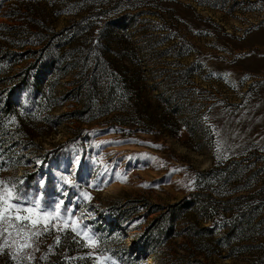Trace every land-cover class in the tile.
<instances>
[{
  "label": "rangeland",
  "instance_id": "1",
  "mask_svg": "<svg viewBox=\"0 0 264 264\" xmlns=\"http://www.w3.org/2000/svg\"><path fill=\"white\" fill-rule=\"evenodd\" d=\"M0 180L97 239L22 264H264V0H0Z\"/></svg>",
  "mask_w": 264,
  "mask_h": 264
},
{
  "label": "snow or ice",
  "instance_id": "2",
  "mask_svg": "<svg viewBox=\"0 0 264 264\" xmlns=\"http://www.w3.org/2000/svg\"><path fill=\"white\" fill-rule=\"evenodd\" d=\"M59 183L71 184L72 181L69 176H61ZM43 184L44 179L41 178L37 187H43ZM82 195L85 199H91L86 192ZM42 200L43 193L32 194L18 189L16 183L0 180V254L11 248V259L15 264H22V260L31 259L25 250L33 248L35 240L50 229L62 231L71 228L76 236L87 238L86 247L96 246L97 239L88 234L89 229H82L76 223L71 209L61 213L62 200L48 205L43 204ZM56 242L59 243V237ZM110 264L115 262L110 261Z\"/></svg>",
  "mask_w": 264,
  "mask_h": 264
},
{
  "label": "trees",
  "instance_id": "3",
  "mask_svg": "<svg viewBox=\"0 0 264 264\" xmlns=\"http://www.w3.org/2000/svg\"><path fill=\"white\" fill-rule=\"evenodd\" d=\"M33 77H34V75H33ZM33 77L30 78V79H26V78L23 79L22 83H20V86H19L20 90H22L23 93H27V96H35V95H37L40 92L39 85H38V80L40 78L36 77V76L34 78ZM22 92H20V94ZM12 104H13L12 101H9V102H7L5 104V108H6L5 116L6 117H12V114H11V111L13 110ZM172 215L175 216V212L174 211H173ZM171 220H174V219L171 217ZM167 231L171 232L172 231V227H169V229ZM139 251H141V250H137L136 253H140ZM146 254H143V252H142L141 256L143 257ZM138 259L142 260V258H138Z\"/></svg>",
  "mask_w": 264,
  "mask_h": 264
}]
</instances>
